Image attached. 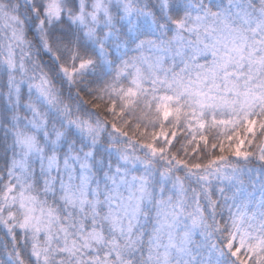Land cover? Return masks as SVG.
<instances>
[{
  "label": "snow or ice",
  "instance_id": "snow-or-ice-1",
  "mask_svg": "<svg viewBox=\"0 0 264 264\" xmlns=\"http://www.w3.org/2000/svg\"><path fill=\"white\" fill-rule=\"evenodd\" d=\"M0 264H264V0H0Z\"/></svg>",
  "mask_w": 264,
  "mask_h": 264
},
{
  "label": "trees",
  "instance_id": "trees-1",
  "mask_svg": "<svg viewBox=\"0 0 264 264\" xmlns=\"http://www.w3.org/2000/svg\"><path fill=\"white\" fill-rule=\"evenodd\" d=\"M0 238H2V237H0ZM4 257H3V253H0V259H3Z\"/></svg>",
  "mask_w": 264,
  "mask_h": 264
}]
</instances>
